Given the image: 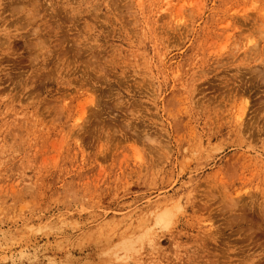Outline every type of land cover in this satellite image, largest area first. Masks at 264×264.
<instances>
[{"label":"rangeland","instance_id":"1","mask_svg":"<svg viewBox=\"0 0 264 264\" xmlns=\"http://www.w3.org/2000/svg\"><path fill=\"white\" fill-rule=\"evenodd\" d=\"M168 1L0 0V264H264V0Z\"/></svg>","mask_w":264,"mask_h":264},{"label":"bare ground","instance_id":"2","mask_svg":"<svg viewBox=\"0 0 264 264\" xmlns=\"http://www.w3.org/2000/svg\"><path fill=\"white\" fill-rule=\"evenodd\" d=\"M166 3H167V4H169V1L167 0V2H166ZM160 216H161V217L163 216V217H162V218H157V219H158V220H160V219H161V220H162V221H161V223H162V222L165 220L166 216H165V215H163V214H161ZM164 223H166V222H164Z\"/></svg>","mask_w":264,"mask_h":264}]
</instances>
